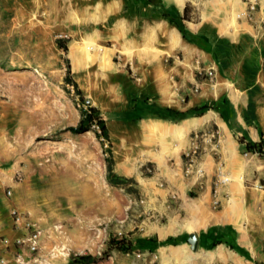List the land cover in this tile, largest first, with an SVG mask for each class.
Here are the masks:
<instances>
[{
	"label": "rangeland",
	"instance_id": "1",
	"mask_svg": "<svg viewBox=\"0 0 264 264\" xmlns=\"http://www.w3.org/2000/svg\"><path fill=\"white\" fill-rule=\"evenodd\" d=\"M161 1L172 15L180 5L188 6L185 29L207 36L193 35L194 43L189 42L159 9L132 0L100 22V0H0V226L8 230L0 229V264H72L81 255L98 257L95 264L264 263L249 252L250 242L264 251V157L246 152L238 141L258 129L264 141V49L259 41L264 3ZM117 18L125 21L130 39L143 41L132 52L147 55L160 44L166 74L178 84L188 76L179 64H190L192 80L183 92L187 88L189 96L199 95L203 87L228 92L214 101L220 113L191 116L194 125L182 147L180 170L169 150L148 149L139 112L129 117L109 108L117 62L109 51V34ZM162 21L168 25L160 27L163 36ZM247 32L254 34L251 41ZM172 33L178 42L171 41ZM59 39L66 51L57 45ZM179 46L196 55L189 60ZM260 57L256 68H239ZM100 58L108 69L99 67ZM138 65L139 73L149 69ZM125 70L134 76L131 68ZM69 77L82 101L66 83ZM188 98L182 96L179 111L184 112ZM103 101L106 109L99 106ZM86 102L87 108L99 110L109 141L94 125L80 135L66 131L78 124ZM131 117L135 124L125 122ZM119 121L124 129L113 128ZM124 137L118 148L116 141ZM151 153L162 154L163 161ZM109 159L119 185L107 180ZM12 211L24 225L13 224ZM210 224L211 232L235 226L236 244L248 256L225 244L224 254L216 246L204 248L198 232ZM31 230L40 233L35 252L15 243L26 240ZM191 234L197 239L195 250L188 241Z\"/></svg>",
	"mask_w": 264,
	"mask_h": 264
},
{
	"label": "crops",
	"instance_id": "2",
	"mask_svg": "<svg viewBox=\"0 0 264 264\" xmlns=\"http://www.w3.org/2000/svg\"><path fill=\"white\" fill-rule=\"evenodd\" d=\"M123 1L124 0H100L102 14L100 15L98 21L100 22L105 20L106 17L113 13V10L120 9L122 7ZM261 1L264 3L263 0ZM184 7V5H180V9H178L177 12L178 15H182ZM124 22L125 21H123V19L117 18L113 22V29L109 34V40L112 43L113 48L109 49V51L111 55L113 53V57L117 59V62L113 61V103H111L109 108H113V111H123L129 117L135 116L133 115V112H139L137 115L141 117V124L143 126L141 127L144 128V135L145 133L148 134V139L144 141L145 144L147 143L148 149L151 151L160 149L169 150V156L176 164V169L180 170L182 168V147L187 145L186 138L189 136L194 123L192 122L190 115H186L182 119L172 120L170 117L164 115L163 110L167 108L179 110L181 108V100L183 95H187L189 97L187 101L188 103H186L184 108V111H189L196 106L202 105L205 100L209 99L213 102L217 101L224 94H228V92L226 89L221 90L218 87H212V89L203 87L199 95L189 96L187 93V88L191 83L193 71V68L190 66V64H179V66L184 70L185 74H188L189 77L187 76L186 80H184L185 82L178 84L174 77L172 78L170 74L168 76L166 74L164 65L166 58L164 54L165 50L160 49V44L158 45V48H156L157 52L155 51L147 55L144 53L132 52L131 48L139 45L142 46L143 41L130 39L126 24ZM159 23V29L160 27L163 29L164 26H168L165 21ZM162 29H160V32L163 36L164 30ZM186 31L192 35L207 36L205 33H200L193 30L191 31L188 30V28ZM246 34V39L251 41V37L254 36V34L250 32H247ZM259 41L261 42L264 49V33L260 35ZM158 43L160 42L158 41ZM194 46L198 48L196 45ZM180 51L185 52L183 49ZM185 53L188 55L189 60L196 55H190L188 52ZM263 58L260 57L259 61L254 60L255 58H252L251 61H246L243 63L245 66H240L239 68L242 69L245 67L246 70H250L252 65L256 68L260 64V60ZM139 63L146 64L149 69H147L146 72L142 70L141 73H139ZM127 67L131 68L132 71L135 72L133 73L134 76H129L125 70ZM150 68H152V72L150 71ZM184 85H186L187 88L184 89L183 92L182 87ZM166 96H168V99L172 102V104L166 103ZM207 119L208 117L205 120ZM128 120L130 121L125 122L135 124L133 117ZM123 124L124 122L122 123L119 121L117 124L113 125V128L119 127L124 129L125 126H123ZM126 139L127 138L124 137L123 139L116 141L118 148L120 147L121 143L126 141ZM250 139L252 141H259L258 134L255 132L250 136ZM157 155L153 154V157L157 158L159 161H163L162 157L160 156L162 154L158 153ZM167 158L168 157H164L165 161ZM5 223H7V221H5ZM212 227H214V224H210L205 230L198 232L200 233L199 235H201V244L204 248H208L210 246L212 243V237H215L218 233L226 234L228 231V226H223L216 232H211ZM230 227L236 229L235 226L231 225ZM0 229L8 233V230L7 228L5 229V226H0ZM211 233H213V236H210ZM238 235L241 240L247 239V236H245L243 232L242 234L238 232ZM250 244L252 247L251 251H249L251 256L259 262H264V251L260 249L259 245H255L254 243L252 244V242H250ZM215 251L218 254H224L223 245L220 244L216 246Z\"/></svg>",
	"mask_w": 264,
	"mask_h": 264
},
{
	"label": "trees",
	"instance_id": "3",
	"mask_svg": "<svg viewBox=\"0 0 264 264\" xmlns=\"http://www.w3.org/2000/svg\"><path fill=\"white\" fill-rule=\"evenodd\" d=\"M135 4H138L141 2L142 4L146 6H152L154 8H157L161 11L162 17L167 20L169 24H173L176 26L177 30L181 33L183 38H189V42L194 43L192 40L193 35L187 33L185 29L184 22L189 21L187 17V10L188 6H185L182 12V15H172L169 12H167L164 8V5L161 0H132ZM64 41L63 40H57V45L66 51V46L65 44H62ZM70 74V68L68 66V75ZM68 85L72 86L76 93L77 96H79L80 100L82 101V95L80 90L78 89V86L74 80H72L70 77L67 79L66 82ZM186 102V99H185ZM221 103H224V100H222ZM207 111H215L219 112V104L218 103H212V104H202L200 106H196L189 111H184L181 112L179 110H172V109H164L163 113L164 115L170 117L172 120H178L184 118L186 115L190 116H201ZM96 126L100 136H102L106 141H109L108 137V131L105 125V122L103 118L100 115V112L97 108L94 107H88L86 109H81L80 110V120L78 124L75 127H70L67 128L66 131L70 132L73 135H80L85 132H88L91 130L92 126ZM259 141H252L250 138H248L246 135H242L239 138V143L244 145L245 151L248 153L256 154L259 157H264V141H263V133L260 129L257 131ZM112 160L107 161V169H108V176L107 180L110 184L114 185H119L121 183V180L116 178L114 174L112 173ZM114 179V182H113ZM227 233L226 234H217L215 238L212 240V243L208 247L209 249L220 245V244H225L227 245L230 249L235 250L239 253H241L244 256H248V254L240 248L236 244V231L228 226L227 227ZM114 244H119L118 242H113ZM100 259L98 257L92 256V255H81L73 259L72 264H95L99 261ZM264 264V263H262Z\"/></svg>",
	"mask_w": 264,
	"mask_h": 264
},
{
	"label": "built area",
	"instance_id": "4",
	"mask_svg": "<svg viewBox=\"0 0 264 264\" xmlns=\"http://www.w3.org/2000/svg\"><path fill=\"white\" fill-rule=\"evenodd\" d=\"M249 9L252 11L254 10V6L250 5ZM88 106V102H86V104H83L82 107L84 109H86ZM221 182L225 183V180H221ZM11 216L13 218V224L15 226H21L24 225L22 222L21 217L19 216V214H17L16 211H12L11 212ZM25 227L29 228L28 225L25 224ZM39 232L37 230H31V234L26 238V240L24 239H18L16 240V245H26L27 248L31 251V252H35L38 250V243H39Z\"/></svg>",
	"mask_w": 264,
	"mask_h": 264
},
{
	"label": "bare ground",
	"instance_id": "5",
	"mask_svg": "<svg viewBox=\"0 0 264 264\" xmlns=\"http://www.w3.org/2000/svg\"><path fill=\"white\" fill-rule=\"evenodd\" d=\"M118 40V39H117ZM114 41V40H113ZM171 41H173V42H178V40H177V36H176V34L175 33H172L171 34ZM118 44V43H117ZM185 46V45H184ZM183 49H184V51L185 52H190L189 51V49L188 48H186V47H183ZM101 50V49H100ZM125 55V54H124ZM126 56V55H125ZM99 67H101V68H104V69H108V62L105 60V58H100L99 59ZM103 71V70H102ZM166 103H168V104H172V102L168 99V97H166ZM99 106L102 108V109H106V103L103 101L102 103L101 102H99ZM225 181H227V179H225ZM234 206V205H233Z\"/></svg>",
	"mask_w": 264,
	"mask_h": 264
},
{
	"label": "water",
	"instance_id": "6",
	"mask_svg": "<svg viewBox=\"0 0 264 264\" xmlns=\"http://www.w3.org/2000/svg\"><path fill=\"white\" fill-rule=\"evenodd\" d=\"M188 241H189V243L191 244L192 249L195 250L196 247H197V239H196V237H195L194 235L191 234V235L189 236Z\"/></svg>",
	"mask_w": 264,
	"mask_h": 264
}]
</instances>
